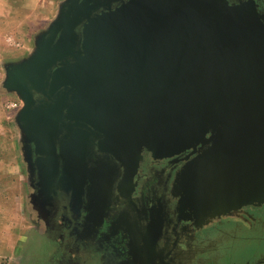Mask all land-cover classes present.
I'll use <instances>...</instances> for the list:
<instances>
[{"label": "water", "instance_id": "water-1", "mask_svg": "<svg viewBox=\"0 0 264 264\" xmlns=\"http://www.w3.org/2000/svg\"><path fill=\"white\" fill-rule=\"evenodd\" d=\"M6 87L63 187L104 192L143 147L191 150L173 185L181 218L264 203V22L252 0H67ZM153 243L137 240L127 264H153Z\"/></svg>", "mask_w": 264, "mask_h": 264}, {"label": "flooded vegetation", "instance_id": "flooded-vegetation-1", "mask_svg": "<svg viewBox=\"0 0 264 264\" xmlns=\"http://www.w3.org/2000/svg\"><path fill=\"white\" fill-rule=\"evenodd\" d=\"M227 1L237 5L250 0ZM252 1L264 22V0ZM35 98L43 99L41 95H35ZM31 149L33 177L36 187L42 193L41 207L48 215L47 221L55 219L61 206L68 207V212L76 213L80 222L75 225L67 220V223H71L84 244L113 252L118 260L117 264H127L132 260L133 247L143 237H149L154 242L153 264H248L238 253L240 240L213 239L211 236L226 228L237 227L238 220L242 223H239V229L248 228L252 232L264 229V223L257 221L264 204L244 206L208 218L203 223L180 217L173 185L177 171L187 162L191 150L158 157L143 147L133 173L119 165L112 180H109L111 185L102 192L100 204H97L99 191L93 190L89 194L88 182L83 184L80 181L78 187L76 179L66 188L60 183V177L64 175L49 170L46 171L47 182L41 181V176L44 177L45 174L38 167L37 159L44 156L36 154L34 143L31 144ZM55 150L58 154V145ZM94 153L101 155L96 148ZM89 166H93V163H89ZM71 204L75 206L72 207ZM255 244H250L252 252L255 251ZM256 261L257 264H264V255Z\"/></svg>", "mask_w": 264, "mask_h": 264}, {"label": "rangeland", "instance_id": "rangeland-1", "mask_svg": "<svg viewBox=\"0 0 264 264\" xmlns=\"http://www.w3.org/2000/svg\"><path fill=\"white\" fill-rule=\"evenodd\" d=\"M66 1L0 0V264L118 263L114 253L106 248L84 244L71 223H67V220L75 225L80 222L76 213L68 212V207L61 206L55 219L47 221L48 215L41 207L42 193L33 177L31 144L36 146V154L42 155L34 138L28 137L18 120L24 101L17 91L6 87L8 69L26 62L35 53L40 38L56 21ZM37 161L45 174L41 181L47 182L42 158ZM69 184L65 187L69 188L72 183ZM102 190L94 205L100 204ZM88 191L90 194L89 188ZM257 221L264 223V208ZM239 223L242 225L238 220L237 227L226 228L211 237L240 240L238 253L242 260L257 264L256 259L264 255V229L243 230L238 228ZM252 242L256 243L254 252Z\"/></svg>", "mask_w": 264, "mask_h": 264}]
</instances>
